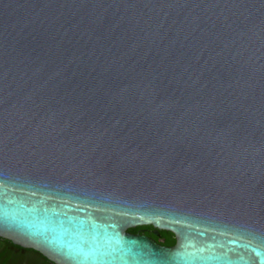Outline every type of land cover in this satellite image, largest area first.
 <instances>
[{
  "label": "water",
  "instance_id": "water-1",
  "mask_svg": "<svg viewBox=\"0 0 264 264\" xmlns=\"http://www.w3.org/2000/svg\"><path fill=\"white\" fill-rule=\"evenodd\" d=\"M0 238L264 264V0H0Z\"/></svg>",
  "mask_w": 264,
  "mask_h": 264
},
{
  "label": "trees",
  "instance_id": "trees-1",
  "mask_svg": "<svg viewBox=\"0 0 264 264\" xmlns=\"http://www.w3.org/2000/svg\"><path fill=\"white\" fill-rule=\"evenodd\" d=\"M140 231H144L145 235L154 238L159 244L163 246L172 247L176 244L175 236L172 233L162 231L160 232L161 236L157 237L156 235H154V228L152 226L138 227L129 230V232L134 234L139 233ZM7 244L12 245L11 242L8 241ZM16 261H18V264H53L45 257L41 256L39 253L33 250L27 251L24 255L20 254L17 257Z\"/></svg>",
  "mask_w": 264,
  "mask_h": 264
},
{
  "label": "flooded vegetation",
  "instance_id": "flooded-vegetation-1",
  "mask_svg": "<svg viewBox=\"0 0 264 264\" xmlns=\"http://www.w3.org/2000/svg\"><path fill=\"white\" fill-rule=\"evenodd\" d=\"M7 241L8 240L0 238V264H18V261H16L17 257L20 254L24 255L26 254L27 251L31 250V249H23L19 246L14 245L12 242H11L12 245H9L7 244Z\"/></svg>",
  "mask_w": 264,
  "mask_h": 264
}]
</instances>
